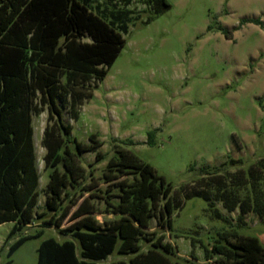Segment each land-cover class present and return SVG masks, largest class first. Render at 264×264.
Masks as SVG:
<instances>
[{
    "label": "rangeland",
    "instance_id": "rangeland-1",
    "mask_svg": "<svg viewBox=\"0 0 264 264\" xmlns=\"http://www.w3.org/2000/svg\"><path fill=\"white\" fill-rule=\"evenodd\" d=\"M90 5L107 21L115 20L116 28L128 25L127 44L105 78L86 87L93 95L76 106L77 117L70 99L63 105V120L81 144L73 147L81 170L67 172L68 184L53 211L45 193L50 168L43 143L53 121L47 109L33 115L39 200L12 241L43 234L9 257L7 236L14 223L1 224L0 264L9 259L37 264L44 239L74 238L84 215L76 216L79 207L96 209L100 230H114L109 221H121L126 210L146 225L128 238L118 228L116 250L99 264H264V205L239 217L240 208L230 211L217 200L218 216L207 199H182L179 190L205 164L233 157L248 167L264 157V26L240 25L244 18L264 23V0H92ZM223 27L232 30L231 38ZM151 130L154 144L147 143ZM122 153L131 168L114 165Z\"/></svg>",
    "mask_w": 264,
    "mask_h": 264
},
{
    "label": "trees",
    "instance_id": "trees-1",
    "mask_svg": "<svg viewBox=\"0 0 264 264\" xmlns=\"http://www.w3.org/2000/svg\"><path fill=\"white\" fill-rule=\"evenodd\" d=\"M91 1L0 0V225L14 223L7 236L11 241L9 257L27 240L43 234L40 230L12 241L15 233L32 219L39 200L41 175L33 115L47 109L48 120L53 121L46 126L43 137L47 149L45 167L50 168L45 193L53 211L68 184L67 172L81 170L76 160L78 152L73 149L78 150L81 144L72 135V125L63 120V105L70 99V111L77 117L76 106L93 95L86 87H96L105 78L127 44L124 33L128 25L119 24V30L115 20L107 21L91 8ZM247 22L264 26L260 18H244L240 25ZM222 31L232 37V30L223 27ZM155 135L156 130H151L147 143L154 144ZM122 156L114 165L123 166V153ZM229 158L221 164L202 166L197 177L180 186L182 199L202 196L218 216L221 212L216 207L217 200L230 211L240 208L239 217L251 210L259 211L264 205V157L248 167L242 159ZM60 164L66 167L64 171ZM237 164H241L240 168L232 172L230 167ZM123 167L131 165L125 163ZM142 208L143 205L138 207ZM69 209L65 206L66 213ZM27 211L29 215L24 220L22 216ZM94 212L96 209L79 207L76 216L84 215L72 231L74 238L44 239L38 248L37 264H99L116 250L118 228L121 236L128 238L146 226L133 219L137 218L133 211L126 210L121 221H109L114 230H100L101 222ZM12 261L9 259L7 264Z\"/></svg>",
    "mask_w": 264,
    "mask_h": 264
}]
</instances>
